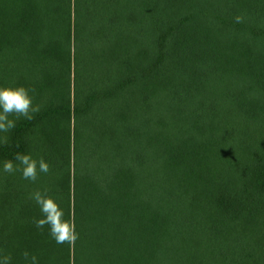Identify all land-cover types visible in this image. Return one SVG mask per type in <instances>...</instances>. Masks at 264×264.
Returning a JSON list of instances; mask_svg holds the SVG:
<instances>
[{
  "label": "trees",
  "instance_id": "1",
  "mask_svg": "<svg viewBox=\"0 0 264 264\" xmlns=\"http://www.w3.org/2000/svg\"><path fill=\"white\" fill-rule=\"evenodd\" d=\"M19 86L41 111L0 144L11 264H264V0H0ZM16 153L50 172L3 173ZM37 190L74 247L33 223Z\"/></svg>",
  "mask_w": 264,
  "mask_h": 264
},
{
  "label": "clouds",
  "instance_id": "2",
  "mask_svg": "<svg viewBox=\"0 0 264 264\" xmlns=\"http://www.w3.org/2000/svg\"><path fill=\"white\" fill-rule=\"evenodd\" d=\"M237 22H243L242 16H237ZM35 92L34 88L19 87H0V144L7 145L9 136L7 135L17 126V121L21 118L32 121L35 114L41 111V105L33 103L30 93ZM14 160H5L2 171L5 174L13 175L20 172L22 179L35 183L41 173L48 174L50 165L43 159L36 160L31 154L16 153ZM29 199L34 201L39 207L43 218L33 219L35 226L43 230L45 226L49 229V235L58 245L68 244L74 247L79 238L76 232L73 219H64V211L59 204L51 197L47 196V191L39 190L29 194ZM26 264H39L38 257L24 251L22 254ZM12 257L0 250V264H11Z\"/></svg>",
  "mask_w": 264,
  "mask_h": 264
}]
</instances>
